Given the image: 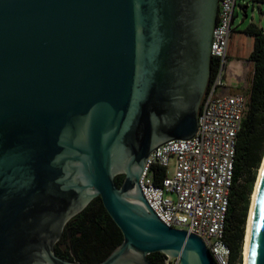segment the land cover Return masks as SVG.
Wrapping results in <instances>:
<instances>
[{"label":"water","instance_id":"water-1","mask_svg":"<svg viewBox=\"0 0 264 264\" xmlns=\"http://www.w3.org/2000/svg\"><path fill=\"white\" fill-rule=\"evenodd\" d=\"M218 3L0 0V264H83L55 245L95 197L123 235L95 264H215L138 178L153 150L197 130ZM248 264H264V170Z\"/></svg>","mask_w":264,"mask_h":264},{"label":"built area","instance_id":"built-area-1","mask_svg":"<svg viewBox=\"0 0 264 264\" xmlns=\"http://www.w3.org/2000/svg\"><path fill=\"white\" fill-rule=\"evenodd\" d=\"M236 0H219L210 56L215 71L198 111V126L188 139H173L153 150L145 160L138 186L149 207L167 226L196 234L215 264H230L225 241L230 193L234 183L237 135L248 98L232 92L228 77V44L233 31ZM237 83L245 84L246 72ZM165 256L164 264H178Z\"/></svg>","mask_w":264,"mask_h":264},{"label":"trees","instance_id":"trees-1","mask_svg":"<svg viewBox=\"0 0 264 264\" xmlns=\"http://www.w3.org/2000/svg\"><path fill=\"white\" fill-rule=\"evenodd\" d=\"M254 1L264 5V0ZM240 32L253 39L247 56L253 69L247 111L237 135L234 183L225 221L224 236L230 248V264H241L249 193L264 153V26L249 22ZM215 64L216 59L212 58L208 83L214 74ZM123 178V174L115 176L116 186L121 185ZM241 178L243 183H240ZM62 238H68L72 253L61 250L56 244L55 253L58 256L83 264H95L121 243L123 235L105 210L100 197H95L67 222ZM147 258L154 264H164L165 255L153 252Z\"/></svg>","mask_w":264,"mask_h":264},{"label":"rangeland","instance_id":"rangeland-1","mask_svg":"<svg viewBox=\"0 0 264 264\" xmlns=\"http://www.w3.org/2000/svg\"><path fill=\"white\" fill-rule=\"evenodd\" d=\"M236 3L239 6L238 16L235 18L233 22L234 33L230 39V42L233 43L236 48H238L239 57L242 58L245 56V53L246 55L250 53L252 49L253 39L251 37H245L244 35H238V31L244 28L249 22H254L256 24H261L262 26H264V13L262 14L261 12V10H264V5L263 4L259 5L254 0H236ZM244 6H246V15H247L246 18H244V14L242 12V7ZM245 60H247V57H245ZM246 65L249 66V70L245 73L246 74L245 84H243L242 82L237 83L235 80H232L230 82V86L232 87L231 88L232 92H243L248 98V92H249L250 81H251V71L253 67H252V64L251 63L249 64L247 61L245 62L244 66L246 67ZM257 172L258 170L255 173V180H256ZM243 182L244 180L243 178H241L240 183H243ZM254 182L252 184L251 191L249 193V205H250V200H251V193L254 187ZM249 205H248V209H249ZM247 214H248V210H247ZM246 221H247V216H246ZM245 227H246V223H245ZM244 235H245V229H244ZM243 241H244V237H243ZM57 245L61 250L69 251L70 253H72L71 249H69L68 238H62L57 243ZM242 245H243V242H242ZM241 264H242V260H241Z\"/></svg>","mask_w":264,"mask_h":264},{"label":"bare ground","instance_id":"bare-ground-1","mask_svg":"<svg viewBox=\"0 0 264 264\" xmlns=\"http://www.w3.org/2000/svg\"><path fill=\"white\" fill-rule=\"evenodd\" d=\"M264 170V154L261 160V163L258 167V172L256 176V180L254 182V187L251 193V200L250 205L248 209L247 214V221H246V227H245V235H244V241L242 245V264H248V254H249V245H250V233H251V224H252V217H253V211L256 201V196L258 192V188L260 185L261 177Z\"/></svg>","mask_w":264,"mask_h":264},{"label":"crops","instance_id":"crops-1","mask_svg":"<svg viewBox=\"0 0 264 264\" xmlns=\"http://www.w3.org/2000/svg\"><path fill=\"white\" fill-rule=\"evenodd\" d=\"M238 8H239V6L237 5V10H238ZM243 10H244V12H243ZM260 10H261V8H260ZM242 12H243V14H245V12H246V9L244 7H242ZM261 12L263 14L264 10H261ZM258 25L262 26L261 24H258ZM233 33H234V31H232L230 39H231ZM238 35H244V34L241 33L240 31H238ZM244 36L249 37L247 35H244ZM230 39H229V44H228V63H227V65H228V68L232 71V73L234 75L228 77L229 82H231L232 80H235V81L241 80L242 77L244 76V64H245V62L247 61L249 64L251 63L250 61L245 60V57L248 56V55H246V53H245L244 57H242V58L239 57L238 48H236L235 45L230 42ZM251 76H252V71H251Z\"/></svg>","mask_w":264,"mask_h":264},{"label":"flooded vegetation","instance_id":"flooded-vegetation-1","mask_svg":"<svg viewBox=\"0 0 264 264\" xmlns=\"http://www.w3.org/2000/svg\"><path fill=\"white\" fill-rule=\"evenodd\" d=\"M65 230H66V225H65V228H64V230H63L62 236H63ZM69 232H70V229L68 228V233H69ZM62 236H61V238H62ZM69 236H70V233H69ZM61 238H60V240H61ZM60 240H59V241H60ZM59 241H58V242H59Z\"/></svg>","mask_w":264,"mask_h":264}]
</instances>
